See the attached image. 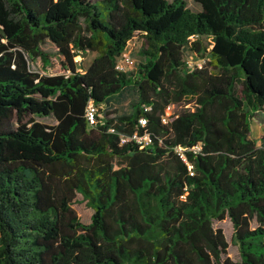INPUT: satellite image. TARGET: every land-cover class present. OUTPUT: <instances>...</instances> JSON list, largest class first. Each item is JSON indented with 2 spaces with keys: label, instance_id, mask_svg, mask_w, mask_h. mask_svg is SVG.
Instances as JSON below:
<instances>
[{
  "label": "trees",
  "instance_id": "trees-1",
  "mask_svg": "<svg viewBox=\"0 0 264 264\" xmlns=\"http://www.w3.org/2000/svg\"><path fill=\"white\" fill-rule=\"evenodd\" d=\"M193 1L0 0V264H264V0ZM135 38L145 61L118 72ZM74 50L96 55L84 73ZM128 88L130 114L101 108Z\"/></svg>",
  "mask_w": 264,
  "mask_h": 264
},
{
  "label": "rangeland",
  "instance_id": "rangeland-1",
  "mask_svg": "<svg viewBox=\"0 0 264 264\" xmlns=\"http://www.w3.org/2000/svg\"><path fill=\"white\" fill-rule=\"evenodd\" d=\"M169 2H173L174 0H168ZM187 7L193 11V12H200L202 10L201 6L199 4H196L193 0H183ZM140 38L133 39L127 51L124 53L126 54V57L131 58L135 61L136 67L132 71H137L140 64H143L145 59L142 58L140 55V50L142 48ZM205 46L207 47V52H210L213 48V43L210 39H204ZM44 49L50 53L51 56V66L48 67L47 73L50 75H57L62 72L60 68L59 60L60 58L55 56L56 49L51 46L50 44L46 45ZM74 53L76 55L75 57V63L77 64V68L79 72L84 73L88 67L90 66L92 60L96 57L93 53H80L77 50H74ZM185 54L188 59V61L191 64L196 63H203L202 60L197 56L194 51L191 50L190 44H188L185 48ZM207 58H209V55H206ZM34 68L36 70L42 69V63L40 61L37 62V65H34ZM137 100V91L133 88L126 89L122 94L112 98L110 100L109 106L101 107L105 109H110L117 114L124 115V114H130L132 112V106ZM187 108L184 106V104L177 107V110L184 111ZM103 110V109H102ZM38 121L45 123L47 125L53 126L56 125L57 122L55 119L50 116L46 118H37ZM251 137L254 141L258 142V146H262L263 144V138H264V112H259L255 115V117L252 119V134ZM73 210L76 212L78 219L81 223L84 225H88L91 223V218L94 214V211L88 206L87 201L84 200V198L81 195H77L76 199L73 202L72 205ZM214 229H221L223 231V234L225 236V239L229 245L228 248V257L233 261H239L240 255H239V249L234 244L233 241V225L231 221L227 218L224 221L221 222H215L214 223Z\"/></svg>",
  "mask_w": 264,
  "mask_h": 264
},
{
  "label": "built area",
  "instance_id": "built-area-1",
  "mask_svg": "<svg viewBox=\"0 0 264 264\" xmlns=\"http://www.w3.org/2000/svg\"><path fill=\"white\" fill-rule=\"evenodd\" d=\"M203 63H196L195 64H191L188 61V65L190 67H202ZM136 67V63L134 60H132L129 57H126V54H122L119 58H117L116 60V65L115 68L118 72L121 73H131L134 72L132 71L134 68ZM170 111V109H169ZM99 115V108H97L96 106H94L92 103L88 106L87 110H86V117L89 121L90 125H95L96 123V117ZM167 119L164 118L163 122L166 123ZM145 123H143L144 125ZM134 142L135 144L144 147V146H148L151 143V139L150 136L148 134H145L143 136H139V135H133L132 137L128 138V137H122V143H127V142ZM179 153H182L181 150H178ZM192 169V167H190V170Z\"/></svg>",
  "mask_w": 264,
  "mask_h": 264
},
{
  "label": "crops",
  "instance_id": "crops-1",
  "mask_svg": "<svg viewBox=\"0 0 264 264\" xmlns=\"http://www.w3.org/2000/svg\"><path fill=\"white\" fill-rule=\"evenodd\" d=\"M116 97V96H115Z\"/></svg>",
  "mask_w": 264,
  "mask_h": 264
}]
</instances>
